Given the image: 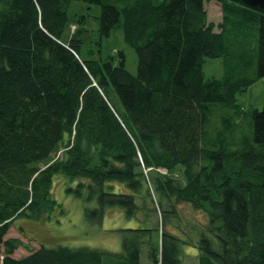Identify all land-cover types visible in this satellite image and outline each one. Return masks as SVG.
<instances>
[{
    "label": "trees",
    "instance_id": "16d2710c",
    "mask_svg": "<svg viewBox=\"0 0 264 264\" xmlns=\"http://www.w3.org/2000/svg\"><path fill=\"white\" fill-rule=\"evenodd\" d=\"M73 1L0 0V264H102L98 248L5 238L18 216L56 204L55 174L77 182L67 190L91 222L107 207L143 214L144 226L117 229L111 256L125 264H139L146 244L156 264H179L186 244L198 264H264V103L237 98L264 77V8L216 0L215 25L210 0H77L99 8L86 44L87 15L71 18ZM113 31L134 50L136 74L119 49L103 53ZM214 58L222 74L206 76ZM215 105L227 112L213 120ZM178 203L205 216L194 241L169 223ZM18 246L29 253L14 257Z\"/></svg>",
    "mask_w": 264,
    "mask_h": 264
},
{
    "label": "rangeland",
    "instance_id": "374dc122",
    "mask_svg": "<svg viewBox=\"0 0 264 264\" xmlns=\"http://www.w3.org/2000/svg\"><path fill=\"white\" fill-rule=\"evenodd\" d=\"M87 5L81 1H73L68 8V14L74 20H77L82 14L87 15L88 23L85 27L88 30L84 33V41H86V44H90L88 41H94L97 38L99 8L97 6L88 7ZM205 9L208 21L217 25L222 20L221 6L216 0L207 1ZM74 20L71 22L72 29L77 27L78 24L74 23ZM96 46V44L93 45V47ZM103 46L102 50L104 54L115 52L117 49L122 51L125 54L126 69L130 73L136 74V54L132 48L124 43L119 31H113L107 39H104ZM204 72L206 76H221V59L214 58L207 60ZM237 98L238 102L244 106L253 105L260 109L264 103V77L258 79L242 93H239ZM214 110L215 115H211V117L214 116L213 120L217 119H215L216 113L224 114L227 112V109H221L217 105H215ZM245 128L246 130L248 129L247 125ZM160 171L164 173L163 169H160ZM76 183V181L70 180L63 174H55L51 195L55 199L56 204L47 208L40 218H32L25 215L18 216L14 219L5 238H18L24 244L30 245L34 249L41 245L45 247L67 246L76 248L87 246L98 248L105 252L102 257V264H125L122 262L123 259L119 260L111 256L112 253H119L122 247V238L117 229L137 227L139 225L144 226L146 220L143 214L141 212L138 214L139 219L127 218L122 208L117 206L107 207L103 220L100 223L91 222L84 214V207L86 205L84 199L67 190L69 187H75ZM155 197H157V194H155ZM89 206L93 207L95 203L90 202ZM176 208L180 221L173 217L169 223L176 224L179 227V231H181L178 234L182 236L181 239L188 240V238L184 237V233L187 232L192 241L196 240L197 233L192 227L203 226L206 223L205 216L187 203H178ZM157 216L160 217L159 210L154 214V219ZM171 224L166 225V228L173 231V225ZM174 233H177V231H174ZM151 239L153 245H160V237L157 230L152 232ZM149 249L148 244L141 246L139 264H156L148 255ZM181 250L179 264H198L196 246L189 244L182 245ZM28 253L29 250L23 246H18L13 256L20 257Z\"/></svg>",
    "mask_w": 264,
    "mask_h": 264
},
{
    "label": "water",
    "instance_id": "95a60500",
    "mask_svg": "<svg viewBox=\"0 0 264 264\" xmlns=\"http://www.w3.org/2000/svg\"><path fill=\"white\" fill-rule=\"evenodd\" d=\"M252 7L264 8V0H241Z\"/></svg>",
    "mask_w": 264,
    "mask_h": 264
},
{
    "label": "bare ground",
    "instance_id": "6f19581e",
    "mask_svg": "<svg viewBox=\"0 0 264 264\" xmlns=\"http://www.w3.org/2000/svg\"><path fill=\"white\" fill-rule=\"evenodd\" d=\"M157 169H158V170H160V169H163V170H164V172L166 171L164 168H161V167H158Z\"/></svg>",
    "mask_w": 264,
    "mask_h": 264
}]
</instances>
